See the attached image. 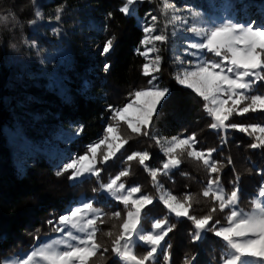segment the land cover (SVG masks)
Returning a JSON list of instances; mask_svg holds the SVG:
<instances>
[{"label":"trees","instance_id":"obj_1","mask_svg":"<svg viewBox=\"0 0 264 264\" xmlns=\"http://www.w3.org/2000/svg\"><path fill=\"white\" fill-rule=\"evenodd\" d=\"M168 1L178 4L184 0ZM221 1L224 0H196L194 6L217 11ZM227 1L239 19L247 18L248 12L264 16V0ZM121 6L122 0H0V16L8 17V22H0V264L10 256L29 252L53 233L49 220L59 218L68 204H78L82 198L91 196L92 189L98 186L95 180L71 184L69 173L57 176V169L68 160L65 154L84 155L88 145L105 135L112 120L110 105L124 106L131 93L148 85L142 71L146 61L140 55L144 33L139 21L152 12V6L137 3L132 16L123 15L119 11ZM61 8L57 21V10ZM36 10L42 18L30 25ZM108 13L113 14L112 18ZM112 36L116 37L114 51L102 56L101 49ZM171 49L172 43L164 48ZM105 62L111 65L107 72ZM168 63L169 59L163 60L160 84L170 90V95L155 115L151 132L165 137L195 133L199 147L217 150L219 138L209 127L213 121L205 109L206 102L176 82L172 69L166 70ZM237 135L247 140L240 133ZM244 140L233 144L234 138L226 148L227 158L233 163L225 169L223 177L240 178L239 207L249 211L258 189L257 167L262 166L264 171V155L259 156L262 159L254 157ZM63 144H68L67 150ZM134 144L138 149L143 146L142 150L152 155L150 167L160 162L151 135L139 137ZM115 162L114 166L105 165L106 170L101 173L103 183L109 170H117L120 163ZM130 166L126 184L138 185L141 192L152 194L151 177L146 170L135 162ZM192 167L181 165L174 179L162 178L165 188L181 198L187 192L198 198L199 188H204L205 173L197 163ZM225 185L231 188L229 183ZM202 198L191 203L190 214L202 217L210 213L213 200ZM103 208L110 214L108 205ZM146 212V220L151 221L166 210L155 203ZM227 213L217 210L212 214L213 222L219 220L225 225ZM104 219L105 223H98L101 232L97 235L111 249L110 239L102 233L112 229V225L119 227L121 218ZM171 219L174 229L166 239L171 245L170 264H184L185 257L193 256L192 264H220L224 248L220 239L207 233L202 241L192 243L189 235L193 231L192 222ZM36 236L39 240L34 239ZM97 262L102 264L101 254L92 258L91 264ZM118 263L115 259L107 262Z\"/></svg>","mask_w":264,"mask_h":264},{"label":"snow or ice","instance_id":"obj_2","mask_svg":"<svg viewBox=\"0 0 264 264\" xmlns=\"http://www.w3.org/2000/svg\"><path fill=\"white\" fill-rule=\"evenodd\" d=\"M137 3L138 0H122L119 11L125 16H132L137 11L135 7ZM163 7L166 13L172 11L173 18H176V10L171 3H165ZM61 11L62 8L57 10L55 17L57 21L61 18L59 15ZM34 15L35 19L29 21L30 25H35L42 18L39 10H36ZM107 15L109 18L113 16L112 13ZM201 15L200 12L192 11L193 17ZM156 20L157 17H151L152 22ZM0 22H8V17L0 16ZM142 30L145 33L141 41L144 51L140 52V55L148 60L151 53H157L152 60L143 65L142 69L143 75L151 77L148 81L150 87L135 90L122 107L110 105L111 119L115 123L106 127V134L100 140L87 146L84 155L77 156L58 168L56 175L69 173L67 177L69 180L81 183L95 177L98 187L92 189L94 193L105 192L124 205L126 218L119 225V232L115 234V238L112 239L114 236L112 229H115L116 225H112V229L102 233L111 239V252L121 264H162V261H168L170 264L171 257L168 250L171 245L165 241V237L173 231L174 225L170 224L167 218H160L151 222V230L142 227V219L148 215L145 209L154 201L149 194L134 197L133 194L141 192L138 185L126 189L122 178L129 176L130 164L128 167L122 166L107 183H103L101 178L104 169L98 167V164L107 165L113 160H119L121 165L138 161L150 172L153 181H156L159 170L150 169L145 164L151 159L147 151H133L128 155L121 151L129 140L122 136L120 124L126 125L127 129L136 136H149L154 126L153 116L158 115V106L166 100L170 91L155 83L157 79L155 73L160 71L161 62V57L158 55L160 49L155 44L166 43L168 36L162 32L153 34L156 32L154 23L142 22ZM186 31L196 37L192 41H186L187 48L184 50V55L193 59L184 60L179 56L176 57L181 67L177 70L175 79L206 102L205 109L213 121L209 125L211 129L226 132L228 128H234L249 136L260 133L261 135H255L254 142L249 147L264 148V126L226 123L233 114L242 116L249 112H264V94L250 95L254 93V85L264 81V25L258 26L255 20L239 23L226 17L221 23L211 26H189ZM115 40L116 37L112 36L105 41L100 53L102 56L114 51ZM25 43L27 44L28 41ZM149 45L152 47H148ZM32 46H35V42H32ZM110 68L111 65L105 62L104 71L107 72ZM241 104L244 106L240 107ZM152 138L157 144H161L160 138ZM164 140L167 146L163 151L168 156L167 162L163 164L165 175L169 174L170 169L181 164L178 156L173 155L178 149L186 150L188 157L202 161L210 172L208 183L202 193L204 197L213 198L214 206L209 214L202 217L190 214L191 193H185L183 199L171 193L161 197L169 214L174 215L177 220L184 218L192 222L193 231L189 233L191 242H200L207 233H211L224 244L220 264H264V181L261 182L256 196L252 199L254 209L251 212H244L239 208V178L237 177L236 182L233 183L230 193H226L220 183L221 169L217 166L220 161L212 159L216 149L196 150L195 145L198 141L195 133L188 137L174 136ZM102 147L104 152L101 156ZM118 153L120 157L117 156ZM228 163H232L230 157ZM257 174L264 175V171L258 170ZM225 209H228L225 216L226 225L219 226L220 221L213 222L212 214L217 210L224 212ZM105 217L119 220L121 212L108 214L96 206L94 200H84L59 216L58 220L48 221L57 233H64L63 239L34 246L26 256L11 262L4 261L3 264H91L92 258L101 253V250V258L109 251L108 247L99 241L97 235L101 232L98 221L101 224L105 223ZM34 239L39 240V236ZM140 244L145 247L143 254H138L135 250ZM194 260L195 256L191 259L185 257L184 264H192Z\"/></svg>","mask_w":264,"mask_h":264},{"label":"rangeland","instance_id":"obj_3","mask_svg":"<svg viewBox=\"0 0 264 264\" xmlns=\"http://www.w3.org/2000/svg\"><path fill=\"white\" fill-rule=\"evenodd\" d=\"M195 1L196 0H184L183 2H179L178 4H176V3H171L168 0H143V2L149 3L152 6L153 10H152V12H149L143 19H140V21H139L140 22V26L142 27V22H144V23H154L156 32L153 33V34H159V33L162 32V33H164L165 35L168 36V41L166 43L160 44V42H156V44H155V46L160 49L158 55L161 57L160 71L155 73V76L157 77L155 83L158 84L159 86H161L160 77H161V74L163 73V70H164V69L161 70L162 63H163L164 59H169V63L167 65V67H166V70L172 69V71H173L175 76L177 74V70L181 67V65H179L177 63V61H176V57L177 56H179L181 59H184V60H192L193 59V57H191V56L184 55V50L187 48L186 41H192V40L196 39V37L192 33L186 31V29L189 26H197V27H200V26H211L212 24L223 22L226 17L232 18L233 20H235L236 22H239V23H248L251 20H255L257 22L258 26L259 25H264V16H261L259 14H254L252 12H248L247 13V18L239 19V16L237 15V12L232 11V5L227 0L221 1V5L217 6V11L214 8H205L204 6H194V2ZM143 2H139V0H138V3H143ZM165 3H171L174 6V8L176 10L175 11V17L176 18H173V12L172 11L169 10V11H167V13L165 12V9L163 7V5ZM192 11L200 12V13H202V15L199 16V17H193L192 16ZM152 16L157 17V20L155 22L151 21V17ZM182 21H186L187 23H183ZM144 36H145V33H144ZM143 39H144V37H143ZM171 43H172V49L168 50V51H165L164 48L166 47V45L167 44H171ZM148 47H152V45H149ZM189 50L190 51H195L194 49H189ZM142 51H144V47L141 44V52ZM155 55H157V53H151L148 60H146V58L144 57L146 63L149 62L150 60H152L155 57ZM173 58H174V61L172 60ZM209 58H211L210 54H209ZM145 78H146L147 81H149V79H151V77H149V76H145ZM176 82H177V80H176ZM85 85L88 86L89 85L88 82H86ZM181 86L186 87L184 85H181ZM146 87H150V85L148 84ZM161 87H163V86H161ZM251 94H264V81H261V82L255 84L254 85V93H250V95ZM169 95H170V91H169ZM169 95L166 97V100L169 97ZM165 101L161 102V106H162V104ZM161 106H158L157 112H158V110L160 109ZM243 106H244L243 104L240 105V107H243ZM154 117H155V115L153 116V119H154ZM113 123H115V121L111 120V122L109 124H113ZM226 123L227 124L245 125V126H247V125H261V126H264V112H255V113L249 112V113H246V114H244L242 116L241 115H237V114H233L232 117L229 119V121H227ZM120 128H121L120 132H121L122 136L125 139H128L130 143L133 141L132 143L135 146V147H133V145H132L127 152H124V150L128 146V144L125 145V148L121 150L122 153H124L125 155H128V154H131L133 151H140V152L145 151V150H142L143 146L140 147V149H141L140 150V149H138V145L134 144V143L137 142V139L139 137H141V136H136L135 134L131 133V131L129 129H127V126L122 124V123L120 124ZM215 132L218 134V138H219L218 140H219L220 144H218V149L212 154V159L220 161V163L217 165L221 169V171L219 173L220 183L223 186L225 192L226 193H230V191L233 188V183L236 182L237 177L234 178L232 175H230V176L227 175V176L223 177V174L226 171L225 169H227L228 165H231L233 163L232 160H231L232 161L231 164L228 163V158H227V154H226L227 153V151H226L227 149L226 148H229V143H231L232 142L231 140H234V138H235L236 141L233 144H236V142H238V141L241 142V141L244 140L239 135H237V133H240L241 135L245 136V138L247 139V140H244V142L247 143V145H245L246 149H248V150L252 149V148L249 147V145L252 142H254L255 135H261V134L260 133H256L253 136H249L248 134L242 133L239 130L234 129V128H228L226 132L225 131H217V130H215ZM77 133H79V131H76L75 135H77ZM105 134H106V132H105ZM150 135L152 137L161 139V144H157L156 141H155V145L156 146L155 145L153 146V147H155L157 149V153H156L157 157H160L161 160H160L159 163L156 164V166L154 168H152V166L150 167V165H149L150 161L152 160V155H150L151 159H149L148 161L145 162V164L150 169L159 170V171H157L156 181H153V179H152V177L150 175V172L147 171L144 166H142L146 170V172H145L146 175L151 177V185H152L151 186V193L152 194H149V195H151L153 197V201H154L152 205L148 206L145 209V211H147L150 207L154 206L155 203H159L160 206H162L166 210V213L164 215L160 216V217H155L151 221L146 220V217H144L142 219V227H144L145 230H151V222L153 220H155V219L167 218L169 220L170 224H172L171 223V220H172L171 218H173L174 220H177L174 217V215L169 214L167 208L165 207V205H164V203H163V201L161 199V197H165L169 193L174 195L170 190L165 188L163 180H161L162 178L163 179L166 178V179H170V180L174 179L173 175L181 169V165H184L187 169H189V167L194 166L196 163H197L198 166L200 165L203 168L202 169L203 173H205V176L204 175L202 176L203 178H205V180L202 181V182H204V188H202V187L199 188L200 195L198 196V198L193 196V198L191 200V203H192V202H195L197 199L201 200L200 198H202V197L205 198L202 195V193H203V191H204V189H205V187H206V185L208 183L209 175H210L209 169L206 168L203 165L202 161H196V160L188 157L187 154H186V150L185 151H181L180 149H178L177 153L173 154V155L178 156V158L181 160V164L179 165V167L170 169L169 170V174L165 175L164 174V169H163V164L165 162H167L168 156L163 151V148L167 146L164 138L171 139L172 137L160 136V135H158L155 132H150L149 136ZM181 137L183 138V137H188V136L187 135H181ZM230 138H232V139H230ZM50 144H52V142H50ZM195 148H196V150H204L202 147L198 146V143L195 145ZM63 149L67 150L68 149V144H63ZM222 150H225V151L221 152ZM252 151H253L252 153H254L253 154L254 157H257V158H259L260 155H261V157L264 155V148L252 149ZM103 152H104V148L102 147L101 150H100V155L101 156L103 155ZM65 155L69 156L68 160H66L65 163L71 162V160L75 159L77 156H81L79 154H74L73 156L69 155V154H65ZM117 156H120V153H118ZM261 157L259 159H262ZM251 160L253 161V158H251ZM115 161L116 160L109 161L108 164H112L114 166V164H116ZM131 162H135L136 166H137V164H139L138 161H131ZM131 162H129L128 164H125V165L119 164L117 170L116 169L114 171L109 170L108 171V178H107V181L105 183L108 182V179L110 177H114L118 173V171L120 170V168L122 166L123 167H128ZM65 163L63 162V164H65ZM63 164H61L60 167ZM253 165L255 167H257L256 166L257 163H255L254 161H253ZM98 167H102L104 169L105 165L98 164ZM192 168L195 169V167H192ZM257 168H259V170L262 171V166L257 167ZM130 169H131V166H130ZM105 170H106V168H105ZM195 172L196 171H192V173H195ZM185 174L187 175V173H185ZM185 174L183 173L181 175L184 176ZM189 174H191V173H188V175ZM194 176H197V175H194ZM127 177H129V176H127ZM127 177H123L122 178V182L125 183L126 189H128V188H130L132 186V185L126 184L127 181H128ZM90 179H93V180H95L97 182L95 177H91ZM262 181H264V175H259L258 180H257V182L259 184L257 183L255 187L259 188V186H260ZM70 183L71 184H77V183H80V181H72V180H70ZM226 183H229V185H231V188H230L231 190L229 188L227 189V187L225 185ZM238 184H239V188H241V186H240V178L238 179ZM256 190L258 192V189H256ZM256 190H254L253 192H256ZM257 192H256V194H257ZM143 194H148V193L140 192V193L133 194V196L136 197V196L143 195ZM177 197L179 199H183L180 196H177ZM208 198H211L213 200L212 197H208ZM89 199L94 200L96 202V206L100 207L103 210V212H104V208H103L104 205H108V207L110 208L109 209L110 214L114 213L115 211H120L121 212V221H120L119 225L122 223L123 219L126 218V210H125L124 205L120 204L118 201H116L113 198H111L107 193L102 192V191L94 193L92 191V194H91L90 197L84 198V199L82 198L78 202V204L81 203L84 200H89ZM75 205H77V204H75ZM75 205L68 204L67 207L65 208V210L62 212V215L65 214L66 212H68ZM239 208L242 209L241 207H239ZM253 209H254V204L252 203V209L251 210H249V211H245L243 209L242 210L244 212H251ZM225 210L228 211V209H225ZM181 219H184V218H181ZM181 219H179V220H181ZM53 220H58V218L57 219H53ZM107 221H109V219ZM98 223H99V221H98ZM219 226H224V225L220 224ZM114 232L115 233H114V236L112 237V239H114L115 238V234L119 232V227H116L114 229ZM167 237H165V241H167L166 240ZM63 238H64V233H57L55 231V229H54L53 233L50 236L45 237L43 239V241L40 242L39 244L49 243V242H51L53 240L63 239ZM215 238H217V237H215ZM162 243H164V242H162ZM39 244L37 242V244L35 246H37ZM110 244H111V247H112L111 239H110ZM135 250H136V252L138 254H143L144 251H145V247L142 244H140V245L137 246V248ZM30 251L25 253V254H23V255H21V256H19V257L10 256L7 259H5L4 261H10L11 262V261H14V260H16L18 258H22V257L26 256V254L30 253ZM101 252H102V250H101ZM168 252L170 254V249L168 250ZM98 254H101V253H98ZM114 259L119 262L118 264H121L119 259L116 258L113 255V253L111 252V249H109L108 253L103 254V262H102V264H105V263L107 264L108 261L114 260ZM164 262L166 264H169L168 261H164ZM96 264H99V263L97 262Z\"/></svg>","mask_w":264,"mask_h":264}]
</instances>
